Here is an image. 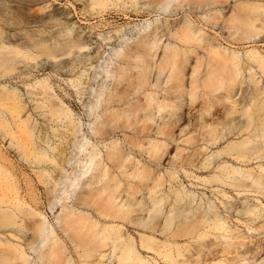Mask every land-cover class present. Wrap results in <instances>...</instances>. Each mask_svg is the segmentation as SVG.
I'll list each match as a JSON object with an SVG mask.
<instances>
[{"label": "rangeland", "instance_id": "obj_1", "mask_svg": "<svg viewBox=\"0 0 264 264\" xmlns=\"http://www.w3.org/2000/svg\"><path fill=\"white\" fill-rule=\"evenodd\" d=\"M235 16L251 21L256 32L246 38L234 32L231 19ZM187 19L205 34L211 48L235 51L240 58L242 83L234 82L229 98L226 90L203 87L211 58L207 48H182L189 58L183 66L181 91L168 89L171 82H166V74L160 75L158 87L154 85L157 66L162 63L161 48L149 59L146 76L138 66L139 60L124 62L125 55L155 31H159V45L175 42L166 33L168 27L174 30ZM0 32L9 41L7 45L24 53L14 63V70L0 78V91L16 93L23 108L15 121L3 111L1 120L8 126L0 127V164L11 171L21 194H34L55 232L63 234L57 222L61 206L57 203L52 211L48 208L46 188L51 186L48 179L57 175L60 162L37 163L27 156L20 121L34 126L32 142L37 150L59 158L64 147L67 158L75 155L65 163V174L76 165L72 143L77 140L87 147L82 157L91 150L98 151L110 177L116 174L106 157L112 146L144 173V178L132 182V186H138L134 202L141 201L134 207L150 208L152 199H157L160 211L152 220L145 217L151 221L147 227L139 225L140 218L135 215L136 224L124 227L129 228L132 238L128 237L147 264H171L187 256L202 259V264H264V137H251L256 121L264 118L260 105L264 92L257 95L259 87L264 91V76L248 59L253 54L264 60V0H108L104 5H93L92 0H0ZM76 40L79 47L66 53L59 50L56 57L40 51L43 46L59 47ZM27 52L34 58H28ZM216 64L221 66L222 61L212 62ZM194 67L197 73L192 75ZM122 68H127L124 76L119 72ZM218 74L227 76L225 71ZM112 90L113 97L120 99L113 105L108 102ZM149 93L169 106L180 105L183 117L175 121L177 116H170L172 108L167 106L170 110L156 112L151 120L136 118L127 127L113 123L105 125L102 134L96 133L105 115L135 108ZM55 110L62 113L60 117L52 114ZM250 115L254 120H248ZM69 119L78 127L74 135L67 129ZM142 125L147 128L136 135ZM208 130L221 140L208 142ZM130 138L141 145L132 146ZM26 143L30 147L29 141ZM150 143L164 144V155L156 157ZM94 172L89 169L83 178ZM27 184L33 190H26ZM177 194L181 200L176 199ZM70 200L66 201L72 205ZM196 206L201 210L195 215L201 227L196 235H186L191 229L182 224L185 217L179 211L187 213ZM84 210L95 215L90 208ZM168 216L173 217L170 231L164 226ZM215 221L225 230L214 228ZM141 239H148L150 248L142 247ZM169 245L174 261L164 257L170 252ZM195 248H200V254L194 253ZM30 254L39 264L36 255Z\"/></svg>", "mask_w": 264, "mask_h": 264}, {"label": "bare ground", "instance_id": "obj_2", "mask_svg": "<svg viewBox=\"0 0 264 264\" xmlns=\"http://www.w3.org/2000/svg\"><path fill=\"white\" fill-rule=\"evenodd\" d=\"M107 1L92 0V3L93 5H104ZM160 7H163V4ZM231 27L234 32L239 31L243 38L251 37L256 32L253 30L251 21L244 20L239 16L231 19ZM166 33L175 38L177 43L168 41L159 45V31H155L153 34L144 37L134 50L125 55L124 62L130 59L139 60L138 66L143 75L146 76L150 63L149 59L154 58L157 55V50L161 48L163 50L162 63L157 66V77L154 85L158 87L160 85V75L166 74L168 75L166 82H171L168 89L181 91L184 87L183 66L189 58L186 50H182V48H191L197 45V47L207 48L211 53V58L207 63V74L203 80L205 89L211 91L226 90V97L229 98L234 82L242 83L239 75L242 74L244 68L240 64V58L236 55V52H229L227 49L218 46L211 48L205 34L191 25V21L188 19L174 30L168 27ZM166 33H162V36ZM7 43L9 41L0 32V78L11 73L14 70V63L17 58L24 55L22 51L7 45ZM79 44L80 41L77 40L68 41L59 47H40V51L47 57H56L59 50L66 53L72 47H79ZM26 56L34 58L29 52L26 53ZM248 59L254 61L256 67L264 76V60L253 54H250ZM218 60L222 61L221 66L212 65V62ZM245 69H248L249 72L252 71L251 67H245ZM223 71L227 74L226 77H220L218 74ZM119 72L124 76L127 68H122ZM195 73H197V67L192 69V75ZM250 77L253 76L250 75ZM224 79L227 81H224ZM255 80V82H258L256 78ZM40 86L45 87L41 83ZM114 90L117 92L119 89L115 86ZM263 92L262 88L259 87L257 95L259 96ZM114 95L113 90L108 95V102L112 105L120 101V99L114 98ZM20 103L21 100L16 93L5 89L0 91V127L5 128L8 126L6 121L1 120V117L4 116L3 111L9 112L14 121L15 118H20L23 110ZM164 103V100H158L153 94L149 93L145 97V102L139 106L123 111L114 110L105 115L106 118L100 123L99 127H96L95 131L101 133L105 125H112L113 123H118V127H127L136 118L143 121L151 120L156 112L170 110L166 109L169 104ZM260 105L264 107V99L261 100ZM169 107L172 108L170 116H177L175 121L183 117L184 114L179 111L180 105L175 104ZM52 114L60 117L62 113L55 110ZM124 115H126L125 119ZM248 120L252 121L254 117L250 115ZM20 124L23 126L22 133L25 140L23 143L25 150L28 152L27 156L32 157L37 163L60 162L57 175L48 179L47 183H51V186L46 188V204L52 211L55 205L60 203L61 213L57 222L63 234L55 232L52 224L46 220L45 212L41 210V204L36 201L34 194L32 192L21 194L19 185L11 178V171L0 164V178L3 179L2 182L0 181V264H36L33 261L32 254H30L31 252L36 255L39 264H104L107 260H109L108 264H147L136 253L134 245L128 237L130 236L127 231L129 228L124 227L129 223L136 224L133 215L140 218L139 225L147 227L151 221L147 222L145 217H150L152 220L160 211L157 207L160 200L157 199H152L150 208L141 205L134 207L135 203L141 204V201L134 202L138 186H132V182L135 178H144V173L133 162L129 161L130 158L128 160L123 153H119L117 148L112 146L106 157L116 174L110 177L108 170L102 167L101 158H98V151L91 150L86 154V158L82 157L80 154L86 151L87 147L85 142L77 140L72 143L74 152L77 154L76 165H73L72 170L65 174L63 173L65 163L72 160L75 155L67 158L66 154H63L66 150L64 147L60 148L61 156L59 158H54L42 150H37L32 142L34 126L30 127L26 121H20ZM247 127L244 128L247 129ZM146 128L145 125H142L139 131L137 129L136 135ZM240 128H243V126ZM67 129L74 135L78 127L76 123L69 119ZM251 137L255 140L264 137V118L262 121H256V127ZM205 139L208 142L215 143L221 140V137L214 134L212 130H208ZM27 141H29L30 147L26 143ZM129 143L132 146L141 145L136 138H130ZM67 144L70 147V139L67 140ZM150 147L152 153L158 158L166 152L164 144L150 143ZM53 167L54 165L51 167L52 171H54ZM89 169H93L95 172L88 178H83ZM105 175H108L107 180L104 179ZM142 186L147 187L148 185L142 184ZM62 187L64 189L60 192ZM30 188L27 184L26 190ZM31 190L33 189L31 188ZM69 198H71L72 205H69L66 201ZM176 199H180L178 194ZM89 208L94 211L95 215L84 210ZM200 212L201 210L197 206L189 208L187 213L179 211L180 216L185 217L181 220L182 224L191 229L186 235L194 236L198 233L201 222L198 221L195 215ZM188 213H191L190 217L187 216ZM172 224L173 217L168 216L164 221L165 229L170 231ZM212 226L225 230L224 225L216 221L212 222ZM130 238L132 237L130 236ZM140 245L150 248L148 239H141ZM169 249L170 252H166L164 257L174 261L171 245H169ZM195 249L194 253L200 254V248ZM171 264H202V259L187 256Z\"/></svg>", "mask_w": 264, "mask_h": 264}]
</instances>
